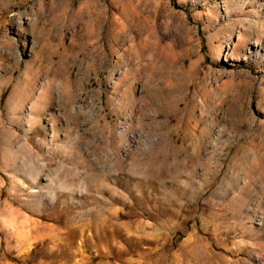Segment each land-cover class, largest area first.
Wrapping results in <instances>:
<instances>
[{
  "label": "rangeland",
  "instance_id": "1",
  "mask_svg": "<svg viewBox=\"0 0 264 264\" xmlns=\"http://www.w3.org/2000/svg\"><path fill=\"white\" fill-rule=\"evenodd\" d=\"M0 264H264V0H0Z\"/></svg>",
  "mask_w": 264,
  "mask_h": 264
}]
</instances>
